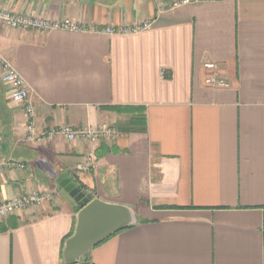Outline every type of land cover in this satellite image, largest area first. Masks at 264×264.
Returning a JSON list of instances; mask_svg holds the SVG:
<instances>
[{
	"label": "crops",
	"instance_id": "0c3cea01",
	"mask_svg": "<svg viewBox=\"0 0 264 264\" xmlns=\"http://www.w3.org/2000/svg\"><path fill=\"white\" fill-rule=\"evenodd\" d=\"M0 0V8L83 32L14 31L0 53L24 80L36 133L60 126L116 134L97 142L26 138L28 117L0 81V204L53 199L0 219V264H63L79 205L62 175L137 225L92 250L90 264H264V0ZM152 27L134 34L108 29ZM207 62L229 89L205 85ZM93 154L95 169L77 176Z\"/></svg>",
	"mask_w": 264,
	"mask_h": 264
},
{
	"label": "built area",
	"instance_id": "2783aa9c",
	"mask_svg": "<svg viewBox=\"0 0 264 264\" xmlns=\"http://www.w3.org/2000/svg\"><path fill=\"white\" fill-rule=\"evenodd\" d=\"M206 1L214 0H179L175 1L171 7L178 8L183 5L201 4ZM0 24L7 29L14 31L34 30L38 33H48L50 31H68L83 32L85 29L81 24L73 19H64L62 21L50 20L30 13L11 12L0 8ZM152 27L150 21H146L140 26L133 28L108 29L109 34H134ZM206 74L205 85L213 89H229L230 81L224 76L223 68L217 62H207L203 66ZM0 81L11 89L10 98L12 101L20 104L28 117L29 123L26 138L37 143L53 141L56 135H62L68 142L80 140L88 142H97L116 134V130L109 125L102 124L98 128L84 127L76 129L72 126H60L51 131H45L41 134L36 133L35 128V108L24 80L18 73L14 64L0 53ZM26 165L13 161L0 160V171L5 169L23 170ZM95 169L94 155H86L84 163L80 164L75 171L77 176L87 174ZM53 197L46 192H34L27 195L17 196L12 200L0 204V219H6L16 213L24 212L28 209L40 207L44 202L52 200Z\"/></svg>",
	"mask_w": 264,
	"mask_h": 264
},
{
	"label": "water",
	"instance_id": "95a60500",
	"mask_svg": "<svg viewBox=\"0 0 264 264\" xmlns=\"http://www.w3.org/2000/svg\"><path fill=\"white\" fill-rule=\"evenodd\" d=\"M57 183L81 208L75 231L64 245L63 264H90L84 259L93 249L137 225L138 219L130 207L93 198L66 175L60 176Z\"/></svg>",
	"mask_w": 264,
	"mask_h": 264
},
{
	"label": "trees",
	"instance_id": "16d2710c",
	"mask_svg": "<svg viewBox=\"0 0 264 264\" xmlns=\"http://www.w3.org/2000/svg\"><path fill=\"white\" fill-rule=\"evenodd\" d=\"M117 235V234H116ZM115 236V235H114ZM104 243V242H103ZM87 259H88V256L84 259V261H87Z\"/></svg>",
	"mask_w": 264,
	"mask_h": 264
}]
</instances>
